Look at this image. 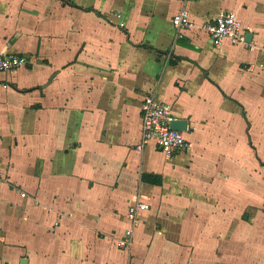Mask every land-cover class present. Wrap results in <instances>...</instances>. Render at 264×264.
Wrapping results in <instances>:
<instances>
[{"label":"crops","instance_id":"crops-1","mask_svg":"<svg viewBox=\"0 0 264 264\" xmlns=\"http://www.w3.org/2000/svg\"><path fill=\"white\" fill-rule=\"evenodd\" d=\"M0 53V264H264V0H0ZM147 95L182 152L138 149Z\"/></svg>","mask_w":264,"mask_h":264},{"label":"built area","instance_id":"built-area-1","mask_svg":"<svg viewBox=\"0 0 264 264\" xmlns=\"http://www.w3.org/2000/svg\"><path fill=\"white\" fill-rule=\"evenodd\" d=\"M174 27L179 35L192 27L190 14L183 9L173 18ZM205 30L216 45L228 39L237 44L244 40L245 31L237 15L233 12H223L218 18L205 26ZM28 60L18 54L0 53V73L14 72L25 66ZM177 118L173 105L160 102L153 95H147L141 102V141L138 149L141 150L147 143L153 142L157 149L168 156L182 152L187 144L184 132L171 127ZM264 207V203H263ZM150 206L139 199L129 208L128 217L131 228L117 241L119 248H130L134 228L140 226L143 220L139 217L141 210H149Z\"/></svg>","mask_w":264,"mask_h":264},{"label":"water","instance_id":"water-1","mask_svg":"<svg viewBox=\"0 0 264 264\" xmlns=\"http://www.w3.org/2000/svg\"><path fill=\"white\" fill-rule=\"evenodd\" d=\"M171 127L174 130L185 132L188 129V122L186 120L176 119L172 122Z\"/></svg>","mask_w":264,"mask_h":264}]
</instances>
